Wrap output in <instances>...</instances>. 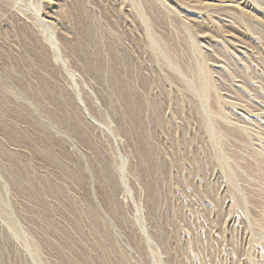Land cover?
I'll return each mask as SVG.
<instances>
[{"label": "rangeland", "instance_id": "1", "mask_svg": "<svg viewBox=\"0 0 264 264\" xmlns=\"http://www.w3.org/2000/svg\"><path fill=\"white\" fill-rule=\"evenodd\" d=\"M1 2L0 77L37 103L52 72L61 164L0 103V264H264V0Z\"/></svg>", "mask_w": 264, "mask_h": 264}, {"label": "bare ground", "instance_id": "2", "mask_svg": "<svg viewBox=\"0 0 264 264\" xmlns=\"http://www.w3.org/2000/svg\"><path fill=\"white\" fill-rule=\"evenodd\" d=\"M214 2H217V3H214ZM245 2V1H244ZM244 2H243V0H212V3H207V4H205V6L206 7H210V8H213V7H220V8H222V9H226V10H239L240 9V7L244 4ZM1 3H3V2H1V0H0V4ZM48 4H50V5H53V3L52 2H50V1H48ZM245 5V4H244ZM243 5V6H244ZM0 7H1V5H0ZM48 18L50 19V20H52V22L51 21H45V23H46V25H47V27L50 29V30H52V25H53V22H55L54 20H55V18L54 17H52V16H48ZM44 25V24H43ZM42 25V26H43ZM87 26L83 29V31L84 32H81V33H83V35H84V42H83V40L81 41V42H83L84 43V45L85 46H88L89 45V47L92 45L94 48V50H98V52H97V61L96 62H98V60L100 61V59H101V55H103L104 56V54H106L105 53V50L104 49H100L101 48V46H99V43L101 42H98V35H97V33H96V31H94L95 30V28H94V25L92 24V22H89V23H87L86 24ZM44 27H45V25H44ZM45 29H46V27H45ZM48 30V29H47ZM32 31V30H31ZM55 31V30H54ZM150 32V31H149ZM24 34V33H23ZM52 34H53V32H52ZM67 34V33H66ZM150 34V33H149ZM69 35V34H68ZM79 35V34H78ZM151 35V34H150ZM33 38L35 37V36H32ZM150 37V36H149ZM205 37V36H204ZM32 38V42H34V50L36 51V53L37 54H39V55H41L42 56V53H43V51L45 52V50H44V47H42V43H41V41H40V39H38L37 37H35L34 39ZM69 37L68 36H64V38L63 39H65L66 41H69V40H67ZM83 38V37H82ZM108 39V38H107ZM156 39V38H155ZM49 40V42L50 43H53L54 42V38H53V36L51 35L50 36V38L48 39ZM149 40V39H148ZM150 41H151V39H150ZM63 43H64V41H63ZM92 43H94V44H92ZM151 44L153 45V46H156L157 45V42L155 41V40H152L151 41ZM83 45V46H84ZM76 46V45H75ZM84 46V47H85ZM111 47V46H110ZM87 48V47H86ZM103 48V47H102ZM105 48V47H104ZM79 49V48H78ZM80 50V49H79ZM111 51V50H110ZM151 51V50H150ZM153 51V50H152ZM156 51V50H155ZM108 52V51H107ZM159 52H160V50H159ZM91 53V52H90ZM102 53V54H101ZM151 53V52H150ZM16 54V53H15ZM108 54L109 53H107V56H108ZM154 54H156L155 52H154ZM161 54V53H160ZM164 54V53H163ZM198 54V53H197ZM45 55V54H44ZM11 56V55H10ZM99 56H101V57H99ZM106 56V55H105ZM45 57H46V55H45ZM110 57V56H109ZM108 57V58H109ZM104 58V57H103ZM102 58V59H103ZM89 59H91V58H89ZM113 60H114V58H112ZM111 59V60H112ZM48 60V59H47ZM10 61V60H9ZM90 62V61H89ZM101 62V61H100ZM100 62H98V63H100ZM104 61H102V63H103ZM108 62H109V59H108ZM113 62V61H112ZM46 63V62H45ZM106 63V62H105ZM18 64V63H17ZM202 64V63H201ZM103 65V64H102ZM106 65V64H105ZM10 66H12L13 67V65H10ZM107 66V65H106ZM204 66V65H203ZM12 67H10V69H9V72H7L6 73V75H5V78L3 77V78H1L0 77V103H2L4 106H6L8 103H10L9 102V100H8V96H10V97H14V98H16V100L17 99H22V100H24L26 103H27V105L29 106V109H26L25 107H22L21 105H15V104H12L13 106H11V113H13L14 114V116H16V117H19V118H17L18 119V121H20L19 119H21L22 121H28L27 123H29L30 125H31V127H32V132L31 133H25V132H23L22 131V128H20V126H19V124L21 123H19L18 122V124H15V125H17V128H15L16 129V131H14V132H16V133H23L24 135L23 136H25L24 138L27 140V142H28V146H30L31 147V149L30 150H33V152L36 154V155H38V156H42L43 158H44V160L48 163V164H50V165H53V166H57V164L59 163V165L61 164L60 162L61 161H59L60 160V158H59V160L57 159V156H55V155H53V152L55 151V149L58 147L57 146V142L54 140V133H57L58 132V129H57V125L54 123V122H52V120H51V118H50V113H48L49 111L50 112H52V113H54V112H56L55 111V109H56V105H55V103H54V99L53 98H51L50 97V95H53V93H55L54 91H55V78H53V74H51L52 72L50 71V75H48V78H50V79H53L54 80V82L53 83H50V81L48 82V81H46V82H43V84L41 83L37 88H36V93L34 94V95H37L36 97H38V100H40L39 102H35V101H33V100H31V99H29L24 93H23V91L22 90H24V89H22V90H20L19 88H17L16 87V85H15V78L13 77V75H12V73L14 72H12V70H13V68ZM42 67V66H41ZM48 67V66H47ZM98 67V66H97ZM101 67H103V66H101ZM12 68V69H11ZM44 68H46V67H44ZM51 68V67H50ZM107 68V67H106ZM196 69V68H195ZM51 70V69H50ZM108 70V68L107 69H104V79H107L105 76H106V71ZM11 71V72H10ZM44 71V70H43ZM53 71V70H52ZM194 71V70H193ZM201 71V70H200ZM204 71V70H203ZM46 72V71H45ZM195 72V71H194ZM15 73V72H14ZM47 74V73H46ZM193 74V73H192ZM201 74V73H200ZM102 75V74H101ZM109 76V75H108ZM107 76V77H108ZM196 76V75H195ZM13 77V78H12ZM202 77V76H201ZM203 77H204V75H203ZM207 78V77H206ZM209 78H211V77H209ZM187 79H189V78H187ZM203 79V78H202ZM37 80V79H36ZM122 80V79H121ZM190 81V80H189ZM188 81V82H189ZM202 81V80H201ZM42 82V81H41ZM48 82V83H47ZM100 82H102V81H100ZM203 82V81H202ZM118 83V82H117ZM190 83H191V81H190ZM198 83H199V81H198ZM59 84V83H58ZM101 85V84H100ZM116 85V84H115ZM117 85H119V84H117ZM116 85V86H117ZM195 85V84H194ZM212 85V84H211ZM28 87V86H27ZM131 87V86H130ZM202 87V86H201ZM26 88V87H25ZM190 88H191V86H190ZM199 88V87H198ZM29 89V88H28ZM124 89V88H123ZM102 90V89H101ZM104 90V89H103ZM209 90V89H208ZM64 91V90H63ZM126 91V90H125ZM131 91V93H133L132 92V90H130ZM131 93H123V94H126V96H128V98L129 99H127L126 101L127 102H129V104L130 105H134L135 106V104H134V97H133V94H131ZM202 93V92H201ZM207 94H208V91L206 92ZM203 94V93H202ZM204 95V94H203ZM46 96H49L50 97V99H48ZM205 96V95H204ZM60 97V96H59ZM58 97V98H59ZM41 98V99H40ZM64 98V97H63ZM200 99H201V97H199ZM60 99V98H59ZM110 99V98H109ZM137 99V98H136ZM205 100H206V98H205ZM58 101V100H57ZM69 101V100H68ZM138 101V100H137ZM201 101V100H200ZM132 103V104H131ZM143 103V102H142ZM11 104V103H10ZM110 104H111V102H110ZM204 104V103H203ZM112 105H113V103H112ZM139 105V104H138ZM59 106V105H58ZM142 106V105H141ZM144 106V105H143ZM9 106H7V108H8ZM128 108V107H127ZM136 108V107H135ZM51 109H54V110H51ZM59 109V108H58ZM138 110V109H137ZM143 110V107L141 108V111ZM41 111L43 112V114H45L46 115V117L49 119L47 122L46 121H43V119L45 118V116H43L42 114H41ZM48 111V112H47ZM140 111V112H141ZM135 112V111H134ZM65 113V112H64ZM140 114V113H139ZM60 115V114H59ZM128 115V114H127ZM136 115V114H135ZM81 116V115H80ZM2 117V116H1ZM46 118V119H47ZM139 119V118H138ZM16 121V120H15ZM68 121V120H67ZM85 121V120H84ZM141 121V120H140ZM143 122V121H142ZM16 123H17V121H16ZM25 123V122H24ZM22 124V123H21ZM26 124V123H25ZM140 126H142V124L140 125ZM16 127V126H15ZM23 127V126H22ZM30 127V126H29ZM211 127V126H210ZM165 128V127H164ZM13 129H14V127H13ZM12 129V130H13ZM25 129H27V128H25ZM57 129V130H56ZM143 129V128H142ZM12 130H11V132H12ZM207 134H208V132L210 133V130H209V128H207ZM64 131V130H63ZM145 131V130H144ZM14 132H12V134L14 133ZM70 132V131H69ZM33 133V134H32ZM142 133V132H141ZM15 134V133H14ZM134 134V133H133ZM11 135V134H10ZM16 135V134H15ZM212 135H213V132H212ZM12 136V135H11ZM14 136V135H13ZM214 136V135H213ZM19 137V136H18ZM20 137H22V134H21V136ZM147 137V136H146ZM215 137V136H214ZM214 137H213V139H214ZM22 142V141H21ZM150 148V147H149ZM147 149V148H146ZM148 150V149H147ZM149 158V157H148ZM57 160L59 161L58 163H57ZM56 164V165H55ZM58 165V167H60ZM151 165V164H150ZM149 165V166H150ZM66 166L67 165H65L64 164V167L65 168H63V169H66ZM57 167V168H58ZM62 168V167H61ZM60 168V169H61ZM150 168V167H149ZM70 170H71V168H70ZM181 172V171H180ZM69 173V172H68ZM74 173V172H73ZM162 173V172H161ZM182 173V172H181ZM159 174V173H158ZM2 177V176H1ZM153 178V177H152ZM112 179V178H111ZM42 180V179H41ZM30 181V180H29ZM44 181V180H43ZM159 181V180H158ZM46 183V182H45ZM158 183V182H157ZM53 184V183H52ZM76 184V183H75ZM149 184V183H148ZM158 185V184H157ZM183 186V185H182ZM159 187V186H158ZM5 190V189H4ZM6 192V191H5ZM10 192V191H9ZM21 192V191H20ZM153 192V191H152ZM4 193V192H3ZM62 194V193H61ZM114 195H115V193H114ZM153 195V194H152ZM187 195V194H186ZM198 195V194H197ZM3 197L4 196H2V193H1V191H0V213L5 217V219L10 223V225H15V222L13 221V219L11 218V216H10V212H9V210H7L8 208H7V204H6V202H5V200L3 199ZM58 201V200H57ZM67 201V200H66ZM43 204V203H42ZM71 205H72V203H71ZM67 206H68V204H67ZM46 207V206H45ZM71 208V207H70ZM74 208V207H73ZM156 208V207H155ZM113 209V208H112ZM156 209H158V208H156ZM73 210V209H72ZM113 212V211H112ZM93 214V213H92ZM92 218V217H91ZM116 221V220H115ZM73 222V221H72ZM62 226V225H61ZM102 226H103V224H102ZM80 229V228H79ZM61 230V229H60ZM63 231V230H62ZM82 231V230H81ZM99 231V230H98ZM107 231V230H106ZM61 232V231H60ZM111 232V231H110ZM65 233V232H64ZM79 233V232H78ZM94 233V232H93ZM77 234V233H76ZM107 234V233H106ZM105 233H104V237L106 236L107 238H108V234L106 235ZM82 235V234H81ZM97 235V234H96ZM80 236V235H79ZM85 236V235H84ZM111 236H113V235H111ZM188 237V236H187ZM95 238V237H94ZM103 238V237H102ZM195 238V237H194ZM81 239H82V237H81ZM90 239V238H89ZM89 239H87V240H89ZM104 239V238H103ZM110 239V238H109ZM109 239H108V241H109ZM112 239V238H111ZM58 241V240H57ZM73 241V240H72ZM100 241H101V239H100ZM195 241V240H194ZM74 242V241H73ZM90 244H92V240H91V242H89ZM110 244H111V242H109ZM67 244V243H66ZM85 244H86V242H85ZM90 244H89V246H90ZM115 244V243H114ZM117 244V243H116ZM94 245V244H93ZM107 245H109V244H107ZM67 246H69V245H67ZM80 246V245H79ZM195 246H196V244H195ZM91 247V246H90ZM99 247V246H98ZM118 247V246H117ZM78 248V247H77ZM112 248V247H111ZM115 248V247H114ZM71 249V248H70ZM92 249H93V247H92ZM97 249V248H96ZM88 250V249H87ZM107 250V249H106ZM35 251H37V247H35ZM104 251V250H103ZM122 251H124V249L122 250ZM96 253V252H95ZM198 253V252H197ZM99 254V253H98ZM126 254V253H125ZM97 255V254H96ZM123 255V254H122ZM99 256V255H98ZM108 256V255H107ZM196 256V255H195ZM59 257V256H58ZM75 257V256H74ZM123 257V256H122ZM127 257V256H126ZM89 258V257H88ZM96 258V257H95ZM104 259V258H103ZM121 259V258H120ZM95 260V259H94ZM101 260V259H100ZM109 261V260H108ZM95 262H97V261H95ZM105 262V261H104ZM121 262H123V260H121ZM110 263V262H109ZM125 263V262H124ZM38 264V263H37ZM115 264V263H114Z\"/></svg>", "mask_w": 264, "mask_h": 264}]
</instances>
